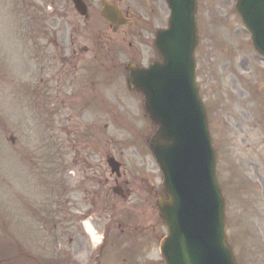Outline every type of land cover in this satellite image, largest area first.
I'll use <instances>...</instances> for the list:
<instances>
[{
    "label": "rangeland",
    "instance_id": "obj_1",
    "mask_svg": "<svg viewBox=\"0 0 264 264\" xmlns=\"http://www.w3.org/2000/svg\"><path fill=\"white\" fill-rule=\"evenodd\" d=\"M235 1L198 0L197 85L217 155L227 242L238 264H264V60L252 48L250 35L233 10ZM96 6L99 10V4ZM123 6L130 9L136 21L150 19V38L154 29L167 25L165 0H123ZM96 19H91L92 26L100 23ZM82 23L70 0H0L1 264H69L64 262L69 238L74 239L69 249L76 253L78 264H163L159 242L166 229L154 203L160 195L161 179L147 146L155 128L145 117L139 97L127 90L121 71L110 72L102 63L100 74L108 81L101 89L115 96L113 105L103 100L97 110L68 107L74 91L89 86V77L86 75L83 85H77L68 74H59L56 60L63 54L64 41L65 45L70 39L85 41ZM102 28L106 29L105 25ZM130 28L132 24L126 29ZM87 33L96 36L93 27ZM124 41L120 59L115 52L112 55L118 69L125 72L122 61L126 62L125 54H132L127 43L137 48L138 43L132 37ZM139 50L146 61L155 59L152 46ZM34 54H38L37 64ZM47 65L49 69H44ZM39 79L41 95L36 107L34 94L32 98L29 94ZM43 98H47L46 104ZM63 99L65 105L61 107ZM67 117L71 140L74 135L75 140L82 136L86 143H101L102 154L113 155L122 170L133 171L139 179L144 176L152 192L148 211L141 206L138 210L137 202L134 204L139 216L133 223L138 226L137 233L132 229L129 239L112 232L101 257L94 249L96 243L90 242L75 219L66 229L61 191L55 188L51 194L47 182L51 170H78L84 165L79 157L72 162L67 159ZM106 154L91 157L90 162L98 170H109ZM84 156H89V150ZM59 176L53 175V179L62 181ZM79 211L88 212L87 206H75L71 214Z\"/></svg>",
    "mask_w": 264,
    "mask_h": 264
},
{
    "label": "water",
    "instance_id": "obj_2",
    "mask_svg": "<svg viewBox=\"0 0 264 264\" xmlns=\"http://www.w3.org/2000/svg\"><path fill=\"white\" fill-rule=\"evenodd\" d=\"M169 29L154 42L162 64L145 70L130 66V87L144 96V108L158 129L150 149L163 174L167 200L157 209L168 236L161 243L165 264H235L225 244L223 200L215 177V153L206 114L194 83L197 45L195 0H167ZM79 13L83 7L74 0ZM102 16L123 24L120 12L106 4ZM236 10L264 57V0H238Z\"/></svg>",
    "mask_w": 264,
    "mask_h": 264
},
{
    "label": "flooded vegetation",
    "instance_id": "obj_3",
    "mask_svg": "<svg viewBox=\"0 0 264 264\" xmlns=\"http://www.w3.org/2000/svg\"><path fill=\"white\" fill-rule=\"evenodd\" d=\"M82 1L86 4L88 10V16L84 19L86 22L83 23L84 28H87V26L91 27V24H89L91 19L98 15L97 0ZM108 2L119 7L128 22L132 20L130 9L123 6V0H108ZM32 5L36 7L35 3ZM134 27L138 29L133 31L138 39H142L144 37L142 35L146 36L150 32L149 21L143 22L139 20L134 23ZM108 28L111 29V33L114 35L121 34L122 27L114 29V26H109L108 24ZM97 34L103 38L102 29H99ZM126 34V32L122 33V37ZM101 38H97V41H86L84 39L83 43L76 39H71L68 44H63V54L56 60L60 64L59 74L64 76L68 74L76 80L77 85H81L82 79L88 74L89 86H84L86 88L83 91L77 93L74 91V94L69 99L68 107L75 108L77 111L87 110L88 108L97 110L101 106L103 92L97 76L102 69V62L112 63L115 60V56L108 54L105 49H109L111 52L113 45L118 43L111 36H106L105 40ZM35 47L37 50L38 46L36 45ZM90 53L92 54L90 55ZM33 60L35 64L38 63V54L33 55ZM36 69L39 71L40 66L36 65ZM44 69H49V66L47 65ZM86 84L87 82L84 85ZM31 91V97L34 94L37 107L40 104L39 98L41 95L38 83L31 88ZM58 93L59 90L57 89L56 95ZM33 102L34 100L32 99V104ZM61 105H65L64 99L61 101ZM52 106L53 104H51ZM66 146L67 150L70 151V159L72 161L76 160L75 157H79L84 163V167L79 170H63L62 184L65 196L64 206L66 208L64 213L66 222L68 225L72 222L71 213L75 206H87L88 212L80 211L78 222L83 223L82 220L84 218L90 219L93 224L95 222L94 225L99 229L102 237V246L99 248L102 252L112 232L128 238L132 229L135 232L137 231L136 227L138 226H134L133 223L136 219H139V216L136 213L137 210H133V207L137 202L138 210L140 206L144 212L149 210V198L150 195L152 196L151 188L144 176L139 179L131 170H117L116 173L111 170H98V167L92 163L88 164L85 157H81L82 154L86 155L88 150L89 154H94L95 156L100 154L102 152L101 143L97 146L86 143L82 136H79L78 140H75V137L71 140V134L68 133ZM55 173L56 171L52 170V174ZM120 204H122L120 208L122 210L121 214H119L118 209ZM71 242L73 241L69 239V244ZM65 255L68 262L73 261L76 264L74 260L77 256L76 253L71 254L68 249Z\"/></svg>",
    "mask_w": 264,
    "mask_h": 264
},
{
    "label": "bare ground",
    "instance_id": "obj_4",
    "mask_svg": "<svg viewBox=\"0 0 264 264\" xmlns=\"http://www.w3.org/2000/svg\"><path fill=\"white\" fill-rule=\"evenodd\" d=\"M87 230H88V232H89L91 235L94 234L93 230H92L89 226H87Z\"/></svg>",
    "mask_w": 264,
    "mask_h": 264
}]
</instances>
